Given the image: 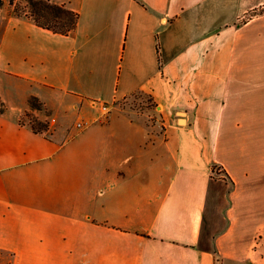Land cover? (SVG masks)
Segmentation results:
<instances>
[{
    "label": "crops",
    "instance_id": "1",
    "mask_svg": "<svg viewBox=\"0 0 264 264\" xmlns=\"http://www.w3.org/2000/svg\"><path fill=\"white\" fill-rule=\"evenodd\" d=\"M58 2L69 36L0 15V73L28 87L0 110V264H264V0ZM50 99L78 116L63 135Z\"/></svg>",
    "mask_w": 264,
    "mask_h": 264
},
{
    "label": "rangeland",
    "instance_id": "2",
    "mask_svg": "<svg viewBox=\"0 0 264 264\" xmlns=\"http://www.w3.org/2000/svg\"><path fill=\"white\" fill-rule=\"evenodd\" d=\"M52 4H59L58 0H49ZM16 3H18L21 6H25L27 1L26 0H16ZM261 12H264V9H261ZM0 15L7 16V15H13L17 16L14 10V7L10 4V0H4V5L0 8ZM253 13L247 15L245 19L251 18ZM244 19V21H245ZM28 90V87L21 83L20 81L13 79L9 76H4L0 73V98L5 106V109L7 107V104L4 101H7L9 105L13 106L14 109L17 110L21 109L24 105V98L26 95V92ZM33 96L27 97L26 104L29 105V111L27 114L23 115L21 120L23 122L27 121L30 124L35 122L38 128L43 129V126L45 125V122H41L38 120V117L36 116V110H44L45 106H43V103L38 99L39 103L37 101L32 100ZM5 99V100H3ZM50 104L54 106L55 112H54V118L56 120V128L58 129V132L63 135L64 134V128L62 127L63 124L66 122H70V124L75 125L78 121L77 114L72 111L68 114L65 113L62 106L57 104L54 100L50 99ZM32 105H39V109H35ZM129 104L132 108L137 110L138 112H144L148 106L151 105V102L148 98H142L139 96L132 97L129 101ZM52 110L47 111L48 115H51ZM215 177H219V183L216 185V188L211 191V196L209 200V206H210V214L207 216L205 228L203 232V240L201 241V246L208 250H213L215 247V237L217 234H220L222 231L225 230L227 226V220L224 216V210L227 207V191L229 188H231V185L228 181V179L225 177L223 171H220V168L216 167L214 170ZM9 257L6 256V261H9Z\"/></svg>",
    "mask_w": 264,
    "mask_h": 264
},
{
    "label": "trees",
    "instance_id": "3",
    "mask_svg": "<svg viewBox=\"0 0 264 264\" xmlns=\"http://www.w3.org/2000/svg\"><path fill=\"white\" fill-rule=\"evenodd\" d=\"M25 6L16 3V0H10V4L14 7L15 13L18 17H27L32 19L35 24L45 30L51 31L55 34L69 36L76 30L80 15L76 11L70 9L65 4H52L49 0H26ZM4 5V0H0V8ZM32 100L39 103L37 97H32ZM35 109H39V105H32ZM0 110L4 111L5 106L0 98ZM39 120V119H38ZM40 121V120H39ZM21 123H24L21 120ZM32 129L35 133L41 134L48 130L49 123L45 122L43 129L38 128L35 122L31 123ZM216 166L213 167V171ZM203 250L205 249L201 246ZM212 252L216 253L213 249Z\"/></svg>",
    "mask_w": 264,
    "mask_h": 264
}]
</instances>
